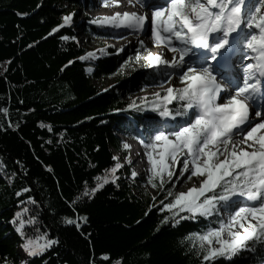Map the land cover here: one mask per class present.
<instances>
[{
	"label": "trees",
	"instance_id": "1",
	"mask_svg": "<svg viewBox=\"0 0 264 264\" xmlns=\"http://www.w3.org/2000/svg\"><path fill=\"white\" fill-rule=\"evenodd\" d=\"M84 7L83 0H0V262L21 264L23 240L11 220L28 207L40 233L59 240L43 254L26 257L28 264H208L198 244L194 247L186 237L215 227L218 218L161 224L168 214L158 210L165 196L138 195V187L125 180L129 167L117 170L115 184L77 200L97 177L111 175L114 150L129 152L117 134L133 131L130 120L141 126L159 114L158 102L130 108L117 89L97 87L96 80L118 73L121 56L113 51L92 74L85 59H79L86 55L82 36L113 37L108 24L88 19L74 26ZM71 13V23L49 35ZM160 76L152 69L143 79L152 86ZM181 104L173 100L167 106L175 114ZM77 216L87 217L79 229L63 223ZM26 232L39 235L28 226ZM248 244L251 250L217 257L211 264H264V239Z\"/></svg>",
	"mask_w": 264,
	"mask_h": 264
},
{
	"label": "snow or ice",
	"instance_id": "2",
	"mask_svg": "<svg viewBox=\"0 0 264 264\" xmlns=\"http://www.w3.org/2000/svg\"><path fill=\"white\" fill-rule=\"evenodd\" d=\"M120 3L121 0H112V6L119 7ZM135 3L148 6L144 0H127L129 5ZM104 6H109L108 0H104ZM262 6L264 0H167L166 6L151 5L150 15L147 12L141 14L124 11L94 21L126 28L130 34L143 31L147 23L153 44L175 53L171 60H167L162 54L149 50L143 40L138 41L146 53L143 59L147 66L158 68L165 65L180 70L179 79L183 87H168L164 96L155 94L159 102L154 107L159 110V115L173 119L175 115L189 117L178 130L156 131L153 141L145 145L148 149H160L158 158L152 152L147 153L151 164L148 184L152 188L161 189L168 184L166 196L160 201L161 207L158 209L168 213L163 216L161 224L170 223L175 226L184 219L212 216L220 208L231 207L235 203L234 197H244L252 202L244 206L237 204L234 212L219 227L209 228L203 233L188 234L186 238L193 240L194 247L198 242L201 259L208 264L217 257L231 258L241 250H251L249 241L264 239V132L257 135L258 130H264V113L252 109L253 115L261 120L241 132V126L248 124L250 119L248 101L254 99L257 93L264 95ZM73 15L63 16L62 23L54 27L49 35L69 25ZM245 28L252 31L245 32ZM238 38L243 46L255 54V62L245 66V75L241 83L234 86L233 94L217 81L215 69L208 61L219 64L229 48L238 42ZM194 49L202 50V54L194 52ZM190 53L202 60L199 67L185 61L186 56L191 60ZM94 55V52H89L79 59H88ZM140 59L137 53L136 60ZM222 91L228 97L226 103L218 102ZM173 100L182 102L181 110L175 114L167 106ZM129 107L136 105L133 103ZM238 133L239 142L234 139ZM124 148L128 149L130 145L125 143ZM179 154L183 155L182 160H177ZM113 159L117 162L108 170L111 175L97 177L96 185L85 189L77 200L94 197L105 184L116 183L119 177L115 173L124 165L119 162V158ZM126 160L131 163L130 159ZM178 165L179 171L176 170ZM185 173L188 175L185 176ZM131 175L135 178L138 174L133 171ZM174 177H185L187 180L197 177L198 186L193 185L187 191L173 192L176 184ZM116 186L119 187V184ZM21 191L28 192L30 188ZM16 194L19 196L21 193ZM152 199L156 200V197ZM28 202L37 204L33 197H28ZM71 203L75 204L76 201ZM80 220H87V217H65L63 223L79 229ZM11 223L23 240L22 249L30 257L41 255L59 243L58 239L49 238L47 232L40 233L39 227H36L37 216L28 207L17 211ZM26 226L39 235H30L26 232ZM0 264L9 262L4 259ZM21 264H28V261L22 260Z\"/></svg>",
	"mask_w": 264,
	"mask_h": 264
},
{
	"label": "rangeland",
	"instance_id": "3",
	"mask_svg": "<svg viewBox=\"0 0 264 264\" xmlns=\"http://www.w3.org/2000/svg\"><path fill=\"white\" fill-rule=\"evenodd\" d=\"M85 2V7L81 9L74 21V26H78L86 22V20H93L97 21L102 19L105 16H111L113 13L110 11V9L106 6H104V0H83ZM112 0H108V3ZM249 2H253V0H249ZM136 9L133 10L132 7H127L123 10L124 11H135L138 13H148L150 12L145 8V6H142L140 3H135ZM121 10H116V12H120ZM261 11L264 12V6H262ZM112 30V36L110 38L106 39H97V38H86L81 37V42L85 46L86 54L89 52H94L95 55L93 57H90L88 59H85V61L90 65L91 74L95 72L97 64L107 58L111 57V54L116 52L118 56H121V59L118 62V68L119 71L117 74L113 76L108 77H102L99 80L95 81V84L98 88L102 91H108L117 89L120 95L123 97V99L128 104L135 105L147 101L148 103L152 102H159L158 98L155 94H159L160 96H164L166 94V89L168 87H175V88H181L183 85L180 83L179 79V69H174L169 66L160 65L158 68L147 66L145 60L143 57L146 55L144 50L140 48L138 41L143 40L144 44L146 41H149L150 43L152 41L151 33H144V32H137L130 34L129 30L123 27H114L112 25H109ZM245 32H251V29H244ZM77 32L80 34L79 28H77ZM243 35V33H242ZM147 46L149 50H155L157 53L162 54L164 59L171 60L172 57L175 55V53H172L168 51L165 47L162 46ZM154 45V44H153ZM176 46H179L178 44ZM120 49H123L121 51ZM137 53L140 54L141 59L139 61L136 60ZM86 56V55H85ZM185 61L192 65L193 60L189 59V57H185ZM158 70L162 76L158 80H156V84L152 86H146L143 79V74L152 70ZM224 86V89L227 88L225 84H222ZM227 97V95L223 96ZM191 112V111H189ZM171 117H161L159 114L157 116H151L150 118L146 119L144 123L140 125H136L137 121L131 119L130 122H133L134 129L133 132H131L130 135L132 136H139L142 140L141 142V162L139 164H136L135 167H130L131 173L135 171L138 175L133 178L132 175L125 178L126 182L130 185H136L139 189L138 192H136L138 195H140V192L144 195L148 196H155L160 197L161 195L166 196L168 184L166 183L164 186V189L158 190L157 188H152L150 184L147 182V178L150 175V161L148 159L147 153L152 152L154 157L159 156L160 149L157 148L155 150L145 148L146 144H149L153 141L155 132L156 131H175L178 130L179 127L184 126L186 120H188L189 117L186 118V116H178L177 118H174L173 121H170ZM186 118V119H185ZM260 122V121H259ZM261 132H264L261 131ZM260 132L258 131L257 135H259ZM240 138V134H237ZM119 137H123L121 134H117ZM236 139V138H234ZM239 142V141H237ZM123 143H128L127 137H123ZM131 151L133 149L129 148ZM115 157L121 158L123 153L121 150L114 151ZM222 158V157H221ZM183 155L179 154L177 156V160H182ZM121 164L125 166H128V163L126 160L120 161ZM122 167V168H123ZM177 171L180 170V166H177ZM188 173H185V176H187ZM191 179L186 183L185 177H174L173 179L176 180L175 187L172 189L173 192L176 191H187L189 188H191L193 185L198 186V179ZM187 180V179H186ZM237 198V203L240 206H244L247 203L246 198L242 197H234ZM171 199V198H169ZM166 202V201H165ZM237 204H233L231 207L228 208H220V210L213 214L212 216H197V217H205V218H218L219 222L215 224V227H219L220 223L222 221H226L231 213L234 212L235 207ZM198 244V242H197ZM23 260L27 257L24 255L22 251H20ZM239 253V252H237ZM235 253V254H237ZM234 254V255H235Z\"/></svg>",
	"mask_w": 264,
	"mask_h": 264
},
{
	"label": "bare ground",
	"instance_id": "4",
	"mask_svg": "<svg viewBox=\"0 0 264 264\" xmlns=\"http://www.w3.org/2000/svg\"><path fill=\"white\" fill-rule=\"evenodd\" d=\"M149 1H152V0H149ZM154 1H155V0H153L151 3H153ZM162 2L166 5L167 0H163ZM149 3H150V2H149ZM108 4H109V6H107V7L110 9V11H111L112 13H115L116 10H118V11L121 10L120 12L122 13L123 10H124L125 8H127V7H132L133 10L136 9V7H135L136 5H135V4H134V5H129V4H127V0H121V3H120V5H119V7L112 6V1H110ZM164 4H163V5H164ZM165 5H164V6H165ZM141 32H142V31H140L139 33H141ZM143 32H144V33H149V32H150L148 26H145ZM151 43H152V42H151ZM151 43H150L149 41H146V42H145V45H146V46H149V45H151ZM152 45H153V43H152ZM236 49H237V55L235 56V59H236V61H235V63H236V67H235V69L231 72V74H227V75H225L226 77H224L226 83H228V85L225 84V85L227 86V88H225V90L228 91V92H232L233 94H234V86L237 85V84H240L241 81H242V77H243V69H242V66L245 65V63H243V61H242V57H243V52H245V50H246V47H245V46H242V45H239V46H237ZM196 52H197V51H196ZM199 52L202 53V50H199ZM199 52H197V53H199ZM197 59H198V58H196V59L193 60V62H192V66H195V63H196V62L201 61V60H197ZM250 60H251V59H250ZM250 60H249V61H250ZM225 95H226V92H225V91H222V92L220 93V101H218L219 103H226V102H228V98L223 97V96H225ZM248 104H249V107H250V111H251L252 109H255V108H256V105H255L253 99H252V100H249V101H248ZM263 106H264V105H263ZM260 120H261L260 117H256V119H255V121H254L253 124L258 123ZM258 131L261 132V131H263V130H258ZM238 134H239V133H238ZM237 136H238V135H237ZM237 136H235L234 138H236V139H235L236 141H239L240 138L237 137ZM138 153H141V148H139ZM192 179H196V178L193 177ZM185 181H186V183H188L189 180H186V179H185ZM233 204H237V203H233ZM233 204H232V205H233Z\"/></svg>",
	"mask_w": 264,
	"mask_h": 264
}]
</instances>
